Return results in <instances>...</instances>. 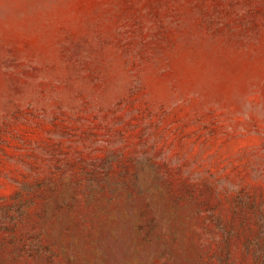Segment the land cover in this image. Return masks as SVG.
I'll list each match as a JSON object with an SVG mask.
<instances>
[{
	"label": "rangeland",
	"instance_id": "obj_1",
	"mask_svg": "<svg viewBox=\"0 0 264 264\" xmlns=\"http://www.w3.org/2000/svg\"><path fill=\"white\" fill-rule=\"evenodd\" d=\"M0 264H264V0H0Z\"/></svg>",
	"mask_w": 264,
	"mask_h": 264
}]
</instances>
